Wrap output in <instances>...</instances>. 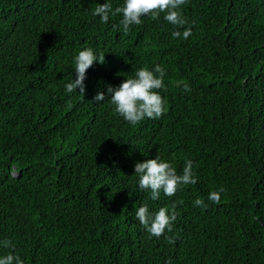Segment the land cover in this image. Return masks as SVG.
Returning <instances> with one entry per match:
<instances>
[{"label":"trees","instance_id":"16d2710c","mask_svg":"<svg viewBox=\"0 0 264 264\" xmlns=\"http://www.w3.org/2000/svg\"><path fill=\"white\" fill-rule=\"evenodd\" d=\"M104 2L0 0V241L15 246L0 254L24 264H264V0H188L183 27L161 13L129 32L120 15H92ZM189 26L187 40L172 36ZM87 47L104 62L88 69L84 97L70 95L73 57ZM156 64L167 70L160 119L132 125L107 96L91 102ZM157 155L178 174L193 161L197 183L152 201L134 166ZM220 188V203L209 202ZM144 203L176 211L171 232L149 236L135 216Z\"/></svg>","mask_w":264,"mask_h":264},{"label":"clouds","instance_id":"9594fccd","mask_svg":"<svg viewBox=\"0 0 264 264\" xmlns=\"http://www.w3.org/2000/svg\"><path fill=\"white\" fill-rule=\"evenodd\" d=\"M187 2L188 0H123L121 6L113 8L111 0H105L103 4H97L92 15L99 17L100 22L104 24L109 22L110 17L120 15L122 19L119 23L124 32H129L133 26L141 25L147 17L158 19L161 13L169 24L183 27L188 23L182 11V6ZM192 34L191 26L185 27L182 33L172 32L174 38L183 40H187ZM103 62L104 55L98 54L92 47L78 51L73 57L75 78L72 77L65 85L66 93L84 97L88 69L94 63ZM166 75L167 70L160 64H156L152 69L138 68L133 76L126 78L119 86L108 85L106 93L97 92L91 102L100 104L107 96L114 112L132 125H137L146 119L158 120L168 111L167 99L159 91L166 87ZM184 87L188 90V85L185 84ZM134 176L138 178L139 190L149 192L152 201L159 200L161 193L173 197L183 187L195 185L198 179L193 169V161H186L182 173L178 174L172 162L162 159L159 155L137 162L134 166ZM223 192V188L210 191L208 201L219 204ZM194 203L197 207L208 206L202 198H197ZM135 216L150 237L160 238L166 232L172 231L177 213L166 206L153 212L149 205L144 203L138 207ZM0 246L5 249L15 247L8 239L0 241ZM0 264H24V262L18 254L9 251L7 254H0Z\"/></svg>","mask_w":264,"mask_h":264}]
</instances>
